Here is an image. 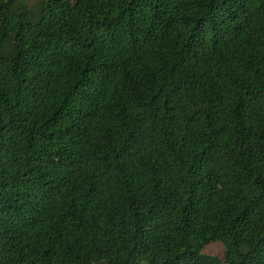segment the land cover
Wrapping results in <instances>:
<instances>
[{
  "label": "trees",
  "instance_id": "trees-1",
  "mask_svg": "<svg viewBox=\"0 0 264 264\" xmlns=\"http://www.w3.org/2000/svg\"><path fill=\"white\" fill-rule=\"evenodd\" d=\"M0 264H264V0H0Z\"/></svg>",
  "mask_w": 264,
  "mask_h": 264
},
{
  "label": "rangeland",
  "instance_id": "rangeland-1",
  "mask_svg": "<svg viewBox=\"0 0 264 264\" xmlns=\"http://www.w3.org/2000/svg\"><path fill=\"white\" fill-rule=\"evenodd\" d=\"M205 252L210 253L211 255H217L223 258L225 255V247L221 242H214L206 246Z\"/></svg>",
  "mask_w": 264,
  "mask_h": 264
}]
</instances>
